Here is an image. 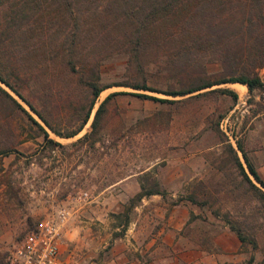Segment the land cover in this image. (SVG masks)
Listing matches in <instances>:
<instances>
[{"label":"rangeland","instance_id":"rangeland-1","mask_svg":"<svg viewBox=\"0 0 264 264\" xmlns=\"http://www.w3.org/2000/svg\"><path fill=\"white\" fill-rule=\"evenodd\" d=\"M142 2L148 3L129 0L128 15L119 5L101 11V17L121 13L124 18L95 26L90 19L105 1L97 9L93 3L51 6L42 13L40 33L52 48H40L31 56L0 51V70L9 71V79L33 103L46 105L58 127L76 121L86 104V92L72 84L76 65L99 64L101 84L145 79L153 88L105 87L77 134L63 137L49 130L60 145H45L36 125L0 91V145L18 150L0 156V264L41 216L61 206L69 213L59 248L78 264H245L252 252L254 264H264L259 250L264 246V209L258 202L247 203L246 183L226 146L230 141L245 165L239 139L264 180V86L249 90L236 81L186 94L164 92L251 67L259 39L246 24L256 19L255 5L263 6L264 13V0H225L221 6L231 13L225 30L200 27L201 14L194 7L180 30L161 39L160 28L174 19L155 21L156 31L137 32L128 16ZM216 6L220 2L206 8L211 17L204 24L213 18ZM5 10L0 9V34ZM141 37L145 41L135 61L130 48L132 40ZM72 41L76 45L70 47ZM255 71L264 81V65ZM0 84L40 120L21 97ZM219 86L234 89L237 97L217 90ZM114 90L125 92L108 101L93 143L76 141L90 129L98 103ZM133 91L174 100L146 98ZM156 180L163 195L131 199L141 183ZM85 191L88 198L78 200ZM189 193L204 202H192L186 198ZM225 215L249 218L250 231L262 233L258 250L241 243Z\"/></svg>","mask_w":264,"mask_h":264},{"label":"trees","instance_id":"trees-1","mask_svg":"<svg viewBox=\"0 0 264 264\" xmlns=\"http://www.w3.org/2000/svg\"><path fill=\"white\" fill-rule=\"evenodd\" d=\"M105 1L104 7L100 10L97 9V4L100 2ZM130 1H138V0H130ZM147 2H142L136 5L137 10L129 15L128 17L131 19V24H134L138 28V31H145V30H155V21L158 20H165L168 18L174 19V22L171 25H163L160 28L159 38L165 36V33H169L173 29L180 30L182 25H184V20L191 18L192 15L187 13L188 10L192 8H197L201 14V24L200 27H204L207 29L212 30H220L226 29L228 26L226 18H230L228 13L230 10L227 7L221 6L225 0L222 1H213V0H147ZM259 1V0H258ZM64 2L68 3L69 6H74L76 4H85L88 5L93 3L95 8L97 9L92 18L90 19L93 26L106 24L105 20L107 21H115L120 17L124 16L119 13V15H108L107 13H103L101 11H108L109 9H119L116 7L117 5L124 8L125 11L129 0H0V9H6L4 15V27L1 30L0 38L3 39L0 43V51H10L11 52H25L28 55H35L40 48L42 50L50 49L51 46L45 43V39L43 34H41L42 30V13L45 10L50 9L51 6L57 7L59 9H63L68 7ZM219 3L220 6H216L212 10L213 18L208 21L206 24L205 21L210 19V14L206 10V8L214 3ZM65 4V5H63ZM56 5V6H55ZM116 5V6H115ZM257 13H252L256 16V19L249 21L246 24V28L248 31H253L256 33L257 38L259 41L256 42L255 52H252V66L251 67H244L237 73L232 74L227 77H222L216 80H207L203 81L197 85L187 87L180 91L176 90H166L164 91L166 94H186L188 92H192L198 90L200 88H204L207 86H211L214 83H221V82H240L246 84L249 90H252L255 87H263L264 81L261 79L260 75L255 71V69L259 66L264 65V31H263V22H264V13L261 11L263 6H254ZM146 13L143 14V11ZM185 10V11H184ZM215 11V13H213ZM227 12L222 14V12ZM196 13V12H195ZM128 15V11H127ZM142 15V16H141ZM196 15V14H195ZM55 16V15H54ZM76 18V16H74ZM149 22V23H148ZM75 28L73 30V35L77 36ZM139 34V33H138ZM37 35V36H36ZM254 39V37H253ZM132 41V47L130 48V57L135 61L141 55L140 46L142 42L145 41L144 37L134 38ZM76 45V42L72 41L70 43V47ZM11 59V56H9ZM3 69L8 68V65L3 64ZM9 70V69H8ZM99 64L91 63L89 61L84 66L76 65L74 67L73 74V87L74 89H78L79 91L86 92V104L84 106V110L80 113V117H77L76 121H71L67 127H58L54 123L53 118H51V111L48 112L46 105H41L40 107L33 103L30 99H28L14 83L9 79L10 73L2 72L0 70V81L7 85L11 90H13L19 97L23 99V101L28 105V107L40 118L38 120L29 110L28 108L20 103L8 90H6L0 84V91L5 93L12 102L22 111L27 118L36 125L38 132L43 134V143H55L60 145L58 141L49 135V130L53 133L63 136V137H70L77 134L85 125V123L90 119L92 114V110L95 106V103L98 99V96L102 89L112 84H123V85H130L136 89H148L152 90L149 85H147L146 80L142 79H135L130 82H120V83H108V84H101L99 81ZM217 90L221 92H226L232 94L233 97H237V93L234 89L222 86L217 87ZM125 92L123 90H114L110 91L106 94V96L98 103V106L95 109L93 117L90 122V129L84 132L76 141H83L89 140L91 143L96 138V134L99 132L98 125L100 122V118L108 101L113 98L116 94ZM134 94L146 98L157 99V100H174V99H166L164 97H157L156 95H151L149 93H144L140 91H133ZM59 112V111H58ZM75 114H78L76 110L73 111ZM60 113V112H59ZM91 138V139H90ZM237 147L241 151L243 159L245 161V165L242 162L236 148L232 145L230 141L227 142L226 146L230 152V157L232 164L236 166L242 177L244 183H246V191L250 197L247 198V203L251 204V202H258L262 209H264V180L261 177L258 170L255 168L253 163L251 162L250 158L248 157L242 142L239 139H236ZM18 151L9 145H0V156L8 154L10 151ZM164 194L165 190L159 185V182L156 180L151 184H140V190L132 196V200L138 199L143 195L149 194ZM192 202H204L200 201L194 193H189L186 197ZM219 214V210L215 211ZM248 217V216H247ZM259 218V217H258ZM249 219V218H248ZM247 218L239 219L233 218L231 216L225 215L224 221L229 225V227L235 231L237 237L241 241L242 244H249L252 249L258 250L260 246V237H262V233L259 231H250L248 227V220ZM264 244V241H263ZM259 249L264 254V246L260 247ZM264 256V255H263ZM256 258V253L252 252L248 257L245 264H254ZM264 261V260H263Z\"/></svg>","mask_w":264,"mask_h":264},{"label":"built area","instance_id":"built-area-1","mask_svg":"<svg viewBox=\"0 0 264 264\" xmlns=\"http://www.w3.org/2000/svg\"><path fill=\"white\" fill-rule=\"evenodd\" d=\"M78 196V200L88 198L86 191ZM68 213L66 207L61 206L41 216L13 245L3 264H78L64 256L59 248Z\"/></svg>","mask_w":264,"mask_h":264},{"label":"crops","instance_id":"crops-1","mask_svg":"<svg viewBox=\"0 0 264 264\" xmlns=\"http://www.w3.org/2000/svg\"><path fill=\"white\" fill-rule=\"evenodd\" d=\"M71 225V224H70Z\"/></svg>","mask_w":264,"mask_h":264}]
</instances>
